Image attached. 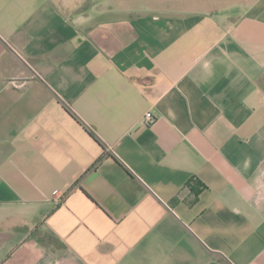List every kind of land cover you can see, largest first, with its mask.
Instances as JSON below:
<instances>
[{
    "label": "crops",
    "instance_id": "1",
    "mask_svg": "<svg viewBox=\"0 0 264 264\" xmlns=\"http://www.w3.org/2000/svg\"><path fill=\"white\" fill-rule=\"evenodd\" d=\"M0 264H264V0H0Z\"/></svg>",
    "mask_w": 264,
    "mask_h": 264
},
{
    "label": "built area",
    "instance_id": "2",
    "mask_svg": "<svg viewBox=\"0 0 264 264\" xmlns=\"http://www.w3.org/2000/svg\"><path fill=\"white\" fill-rule=\"evenodd\" d=\"M145 118L147 124H152L156 120V116L152 112H147Z\"/></svg>",
    "mask_w": 264,
    "mask_h": 264
}]
</instances>
